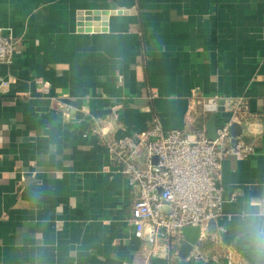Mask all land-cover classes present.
Wrapping results in <instances>:
<instances>
[{"label":"crops","instance_id":"1","mask_svg":"<svg viewBox=\"0 0 264 264\" xmlns=\"http://www.w3.org/2000/svg\"><path fill=\"white\" fill-rule=\"evenodd\" d=\"M0 28L18 41L0 66V264H136L138 190L108 145L207 132L216 98L248 108L233 124L256 153L224 159L215 231L148 264H250L230 223L264 198V0H0Z\"/></svg>","mask_w":264,"mask_h":264},{"label":"built area","instance_id":"2","mask_svg":"<svg viewBox=\"0 0 264 264\" xmlns=\"http://www.w3.org/2000/svg\"><path fill=\"white\" fill-rule=\"evenodd\" d=\"M17 53L18 41L0 28V66L11 65ZM0 85L7 83L0 79ZM224 101L228 118L217 120L215 141L208 139L206 130L186 135L156 124L135 138L123 137L108 145L113 165L138 190L130 222L135 238L145 246L136 264L165 257L171 245L184 240L183 230L188 227H198L199 242H204L208 223L222 217L224 159H248L256 153L255 146L242 140L222 148L229 142L237 114L248 112L240 101ZM141 149L146 152L145 168L138 165ZM227 254L226 264H239L231 250Z\"/></svg>","mask_w":264,"mask_h":264},{"label":"clouds","instance_id":"3","mask_svg":"<svg viewBox=\"0 0 264 264\" xmlns=\"http://www.w3.org/2000/svg\"><path fill=\"white\" fill-rule=\"evenodd\" d=\"M234 241L250 264H264V198H249L235 211L230 223Z\"/></svg>","mask_w":264,"mask_h":264},{"label":"water","instance_id":"4","mask_svg":"<svg viewBox=\"0 0 264 264\" xmlns=\"http://www.w3.org/2000/svg\"><path fill=\"white\" fill-rule=\"evenodd\" d=\"M88 20H90V17H88ZM207 105L206 111L211 113L210 119L208 120L206 129L208 132V139L210 141H215L217 139V134H216V129H217V114L224 112V100L220 101H215L211 100ZM218 107H215V105ZM245 131V127L239 126L237 124H232L230 126L229 132V142L225 144L222 148L226 149L229 145L234 144L238 139H240ZM216 229V224L214 221H210L208 223L207 230L211 233H213ZM183 236L186 240V248L190 250L192 247L196 246L200 237V229L198 227L193 228V227H188L183 230Z\"/></svg>","mask_w":264,"mask_h":264}]
</instances>
